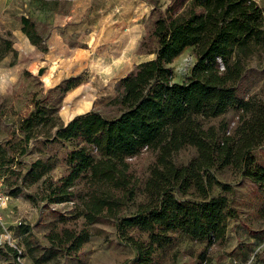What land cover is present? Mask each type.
Listing matches in <instances>:
<instances>
[{
	"label": "trees",
	"instance_id": "obj_1",
	"mask_svg": "<svg viewBox=\"0 0 264 264\" xmlns=\"http://www.w3.org/2000/svg\"><path fill=\"white\" fill-rule=\"evenodd\" d=\"M20 26L29 43L46 53L35 21L21 17ZM148 39L156 43L147 51L154 57L118 81L109 102L117 116L110 119L88 112L63 124L60 101L80 80L70 77L44 90L39 79L22 73L40 89L29 93L31 110L9 131L5 146L11 154L5 156L0 147V178L11 197L22 195L35 205L77 203L83 209L80 229L57 226L45 235L50 254L57 250L77 258L91 238L88 228L110 221L120 241L135 251L131 264H155L178 236L204 244L198 259L205 262L206 248L222 243L228 222L237 218L227 197L232 189L212 171L231 168L264 192V167L253 154L264 150V103L244 100L238 91L248 63L264 54V10L255 0H171L142 38L141 51ZM187 48L195 62L185 80L175 83L170 65ZM10 52L11 44L0 41V61ZM230 110L238 119L229 133L227 125L204 126ZM55 143L71 145L55 180L47 176L54 158L37 159L25 171L14 161L31 144ZM187 147L196 156L176 164L174 155ZM143 151L154 160L140 184L127 160ZM38 182L37 191H23ZM22 235L33 237L27 229ZM3 250L9 256L4 264H20L24 257L9 245Z\"/></svg>",
	"mask_w": 264,
	"mask_h": 264
},
{
	"label": "rangeland",
	"instance_id": "obj_2",
	"mask_svg": "<svg viewBox=\"0 0 264 264\" xmlns=\"http://www.w3.org/2000/svg\"><path fill=\"white\" fill-rule=\"evenodd\" d=\"M170 1L0 0V41H8L12 49L0 61V147L4 155L11 154L5 146L9 131L31 110L29 93L40 89L31 78H22L24 71L39 79L44 90L70 77L80 80L60 101L57 115L63 124L88 112L107 119L116 117L117 108L109 102L116 96L117 83L134 71L136 65L154 57L147 51L156 48L155 41L148 39L147 50L143 51L140 42ZM21 17L35 21L45 39L46 53L32 46L21 33ZM194 62L191 48L174 59L170 65L173 82H183ZM238 91L244 100L264 103V54L248 63ZM237 115L236 110H230L219 118L204 121V126L227 125L229 133L237 123ZM13 143H17V138ZM70 147V143L31 144L25 155L15 156L14 161L21 162L25 171L37 159L54 158L55 167L47 176L55 180L64 172L62 160ZM253 154L264 167V150ZM195 156V149L187 147L174 155V161L185 165ZM153 160L154 155L148 151L127 160L140 184L146 180ZM212 173L217 181L232 189L227 197L237 212V218L228 222L224 241L206 248V261L201 262L198 255L204 252L205 245L178 236L173 247L158 254L155 264H264V192L231 168ZM0 182L9 195L2 177ZM40 185L38 182L23 191L32 193ZM82 214L83 209L77 203L46 205L40 201L35 205L22 195L10 196L0 225V264L9 262L4 245L23 253L20 264H131L135 251L120 241L110 221L88 228L91 238L77 258L63 257L57 250L53 254L48 252L45 235L57 226L80 229ZM25 229L31 231L32 239L24 240ZM30 247L37 250L28 251ZM33 259H38V263Z\"/></svg>",
	"mask_w": 264,
	"mask_h": 264
},
{
	"label": "built area",
	"instance_id": "obj_3",
	"mask_svg": "<svg viewBox=\"0 0 264 264\" xmlns=\"http://www.w3.org/2000/svg\"><path fill=\"white\" fill-rule=\"evenodd\" d=\"M10 200V196L7 195L1 188L0 182V225H2V215L3 211L6 209L8 202Z\"/></svg>",
	"mask_w": 264,
	"mask_h": 264
},
{
	"label": "crops",
	"instance_id": "obj_4",
	"mask_svg": "<svg viewBox=\"0 0 264 264\" xmlns=\"http://www.w3.org/2000/svg\"><path fill=\"white\" fill-rule=\"evenodd\" d=\"M257 3H258V5L263 9L264 8V0H262V2L260 3V1L258 0H255ZM264 10V9H263ZM148 60H150V59H148ZM148 60H145V61H148ZM145 61H143V62H145Z\"/></svg>",
	"mask_w": 264,
	"mask_h": 264
}]
</instances>
